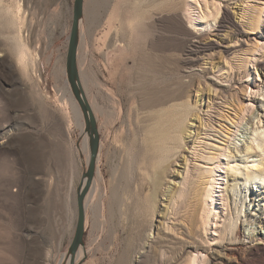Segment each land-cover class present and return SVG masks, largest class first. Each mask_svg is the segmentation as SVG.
I'll return each instance as SVG.
<instances>
[{
  "label": "rangeland",
  "instance_id": "374dc122",
  "mask_svg": "<svg viewBox=\"0 0 264 264\" xmlns=\"http://www.w3.org/2000/svg\"><path fill=\"white\" fill-rule=\"evenodd\" d=\"M74 2L0 0V264H60L75 234L77 190L90 152L83 150L89 136L74 110L66 72ZM6 8L17 12L14 33L8 26L13 15L6 17ZM215 25L222 26L224 47L215 44ZM13 36L29 47L24 64L18 62L9 39ZM197 42L207 47L198 53ZM78 65L98 107L97 168L109 188L129 150L139 161L143 158L144 112L183 104L190 91L194 104L200 84L210 86L209 78H222L229 88L226 97L218 99L219 91L214 93L212 130H234L242 108L257 110L264 89V0H85ZM204 103L207 110L209 95ZM214 140L191 145L187 167L181 159L171 171H165L166 161L142 171L137 183L143 177L150 184L142 195L133 194L114 218L105 214L103 222H96L86 210L83 249L88 253L77 262L157 264L170 255L154 243L148 258H139L149 235L165 230L185 240L186 227L197 235L198 243L191 241L199 247L194 252L198 261L264 264V243L248 237L249 227L257 236L264 232L259 224L264 188L260 191L259 185L244 192L238 243L224 239L208 246L199 240L201 195L187 188L191 179L193 188L202 190L206 158L216 153L214 146H223ZM152 174L157 188L151 186ZM97 175L96 170L94 180ZM222 190L220 196L226 192ZM223 229L212 230L210 236L222 235ZM179 256L171 264L187 262L186 251Z\"/></svg>",
  "mask_w": 264,
  "mask_h": 264
},
{
  "label": "bare ground",
  "instance_id": "6f19581e",
  "mask_svg": "<svg viewBox=\"0 0 264 264\" xmlns=\"http://www.w3.org/2000/svg\"><path fill=\"white\" fill-rule=\"evenodd\" d=\"M3 10L6 17L13 15V18L8 22V26L13 31L12 33H14V29H16L18 24L17 12L15 13L11 8ZM218 17H216V20H218ZM259 24L260 20L258 22V28ZM209 27H211V24ZM221 27V25H215L214 27V32H216L215 36L218 38L215 44L224 47L223 40L226 37L225 35H220L222 32ZM237 28V25H235L236 31L239 30ZM9 39L12 40V46L19 64H24L29 56V47L17 36L10 37ZM201 44L197 42L194 46L196 48L195 51L198 53L207 47H202ZM232 47L231 45L230 47H225L224 51L229 53ZM260 68L262 69V77L264 78V65ZM79 70L85 95L96 117L98 107L90 98L82 68ZM209 79L211 81L210 86L200 84L196 91L197 95L194 104V94L190 91L187 93L188 100L183 104H176L167 110H160L153 114L144 112L140 126V132L143 136L140 145L143 158L139 161L138 156L136 154L133 155L131 150H129L127 159L124 160L123 164L121 163L122 165L119 166V169H115L113 178L109 182V188L106 187L104 174L98 168L96 169L98 173L97 178L93 180L91 189L85 200V209L92 211L96 222L97 220L103 222L105 214L114 218L120 210L125 207L127 208V204L133 194L142 195L144 186L150 184L143 177L140 180L141 183H137L136 179L138 176L141 177L142 171H148L150 166L156 168L157 165H162L161 161H166L168 164V167L166 166L167 168L164 170L167 171L168 169L171 171V168L178 167L181 159L182 164L187 167L189 158L186 153H189L192 148L191 145L195 146L203 138L216 139L214 141H220V144L223 142V146H214L216 153L206 158L209 166L204 171L205 178L202 190L193 188V183L190 179L187 192H196L201 195L200 225L198 229L200 232V235H198L199 240L208 246H211L214 241L221 242L224 239L238 243L237 231L239 230V226H241L244 213V192L248 193L249 189L247 190V188L252 185H259L261 188L260 191L264 188V89L259 95V106L257 110H255L256 107L249 106L242 108L241 112L238 113V120L234 130L227 127L226 129H222V131L217 129L212 130L213 116L210 110L214 108V93L219 91L218 99H220L221 97H226L225 93H229V88L225 85L222 78ZM206 95H209L207 110L204 109ZM71 101L78 120L84 127L83 114L73 96H71ZM144 110H147V108H144ZM211 131L215 133H211ZM83 150L89 155L90 144L88 137H86ZM162 166H165L164 163ZM148 176L152 179L151 186L157 188L158 185L155 176L153 174ZM135 183V190H132L133 184ZM222 189L226 192L220 196L218 193L223 192ZM245 189L246 191H244ZM122 192L124 196L121 195ZM171 196L173 199L174 196ZM262 214L263 216L260 218L259 224L263 228L264 213ZM221 227L224 228L222 235L219 234L220 236L217 237L210 236L212 230L217 232ZM248 229V237L252 239L251 241L258 242L259 244L264 243V232H260L262 236H257L253 228L249 227ZM189 231L184 227L185 236L187 237L185 240L177 239L169 235L165 230L156 236L150 234L142 247V251L139 253V258H148L150 246L154 243L170 255H168L170 259H166V257L165 261L160 260V262L158 259L159 263L157 264H171L175 259L180 258L179 255L182 251L187 252V262L185 261V264H205V258L202 257L198 261L199 256L194 255V252L199 250V247L192 245V241L198 243L197 235L193 237ZM250 233L255 235H250ZM203 235L205 237L207 236V238H204ZM190 248L193 250L189 251ZM87 253V250L81 248L77 256V261ZM64 261L66 264H69L68 257H64L60 264H63Z\"/></svg>",
  "mask_w": 264,
  "mask_h": 264
},
{
  "label": "water",
  "instance_id": "95a60500",
  "mask_svg": "<svg viewBox=\"0 0 264 264\" xmlns=\"http://www.w3.org/2000/svg\"><path fill=\"white\" fill-rule=\"evenodd\" d=\"M85 0H75L73 8V22L69 37V46L67 53L66 72L71 92L77 101L79 108L85 120V131L89 136L90 159L88 168L83 174L82 182L77 190V224L76 230L69 247V264H80L77 262V256L81 248L85 246V224L86 209L85 200L91 189L96 169L97 161L101 148V137L97 125V119L85 95L78 65V50L81 40V22L84 17Z\"/></svg>",
  "mask_w": 264,
  "mask_h": 264
}]
</instances>
